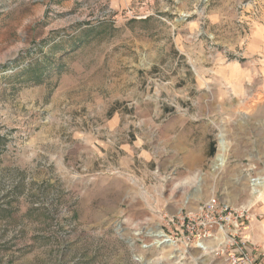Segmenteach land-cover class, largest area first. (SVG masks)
Masks as SVG:
<instances>
[{
    "label": "rangeland",
    "instance_id": "374dc122",
    "mask_svg": "<svg viewBox=\"0 0 264 264\" xmlns=\"http://www.w3.org/2000/svg\"><path fill=\"white\" fill-rule=\"evenodd\" d=\"M254 178L264 0H0V264H226L190 233Z\"/></svg>",
    "mask_w": 264,
    "mask_h": 264
},
{
    "label": "built area",
    "instance_id": "2783aa9c",
    "mask_svg": "<svg viewBox=\"0 0 264 264\" xmlns=\"http://www.w3.org/2000/svg\"><path fill=\"white\" fill-rule=\"evenodd\" d=\"M248 217V207H233L212 196L200 206L195 232L190 234L194 233L198 240L196 246L200 248L201 242L217 239V253L226 264H264V250L243 233Z\"/></svg>",
    "mask_w": 264,
    "mask_h": 264
},
{
    "label": "bare ground",
    "instance_id": "6f19581e",
    "mask_svg": "<svg viewBox=\"0 0 264 264\" xmlns=\"http://www.w3.org/2000/svg\"><path fill=\"white\" fill-rule=\"evenodd\" d=\"M218 152L215 154L214 156V160L212 162V169H218L219 167H221L222 165H224L226 159H225V151H226V144H225V140H223V138H219L218 139ZM251 185H252V189H253V194L254 195H258L259 193H261V188L260 187H264V181L261 180L260 178H254L253 180H251ZM258 186V188H257ZM152 236L154 237V243L156 245H161L162 243H168V244H173V242H167V235H165L162 230H160L159 228L154 229V231L152 232ZM224 238V236H223ZM219 243H217L216 245H218ZM201 247L203 249H205V246L201 245Z\"/></svg>",
    "mask_w": 264,
    "mask_h": 264
},
{
    "label": "crops",
    "instance_id": "0c3cea01",
    "mask_svg": "<svg viewBox=\"0 0 264 264\" xmlns=\"http://www.w3.org/2000/svg\"><path fill=\"white\" fill-rule=\"evenodd\" d=\"M257 213L249 216V219L245 222L243 233L247 234L250 240L264 250V201L258 207ZM260 215V218H257Z\"/></svg>",
    "mask_w": 264,
    "mask_h": 264
},
{
    "label": "trees",
    "instance_id": "16d2710c",
    "mask_svg": "<svg viewBox=\"0 0 264 264\" xmlns=\"http://www.w3.org/2000/svg\"><path fill=\"white\" fill-rule=\"evenodd\" d=\"M210 149H209V152H210V154H214V152H215V145H214V143H210Z\"/></svg>",
    "mask_w": 264,
    "mask_h": 264
}]
</instances>
